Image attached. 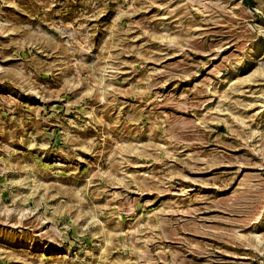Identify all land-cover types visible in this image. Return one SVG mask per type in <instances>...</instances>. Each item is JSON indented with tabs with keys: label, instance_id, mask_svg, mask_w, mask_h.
Returning <instances> with one entry per match:
<instances>
[{
	"label": "rangeland",
	"instance_id": "obj_1",
	"mask_svg": "<svg viewBox=\"0 0 264 264\" xmlns=\"http://www.w3.org/2000/svg\"><path fill=\"white\" fill-rule=\"evenodd\" d=\"M0 264H264V0H0Z\"/></svg>",
	"mask_w": 264,
	"mask_h": 264
}]
</instances>
